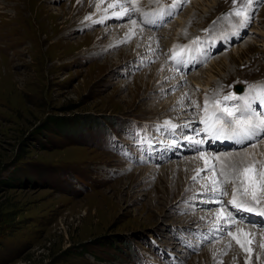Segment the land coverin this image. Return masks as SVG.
Segmentation results:
<instances>
[{
	"label": "rangeland",
	"instance_id": "374dc122",
	"mask_svg": "<svg viewBox=\"0 0 264 264\" xmlns=\"http://www.w3.org/2000/svg\"><path fill=\"white\" fill-rule=\"evenodd\" d=\"M134 3L117 18L127 0H0V264H264V224L227 203L239 188L252 200L254 182L264 205V136L193 142L202 102L237 97L234 84L256 83L241 115L264 113V0H183L156 28L138 16L161 21L168 7ZM208 31L223 46L199 61L188 43L193 66L170 67L167 49ZM250 164L259 178L243 176ZM222 208L231 236L214 231Z\"/></svg>",
	"mask_w": 264,
	"mask_h": 264
},
{
	"label": "snow or ice",
	"instance_id": "6c2138e0",
	"mask_svg": "<svg viewBox=\"0 0 264 264\" xmlns=\"http://www.w3.org/2000/svg\"><path fill=\"white\" fill-rule=\"evenodd\" d=\"M127 2L130 4V7H124L122 9L121 13L116 14L117 18H123V16L127 15L130 16L132 12L139 11V9L136 7L134 0H127ZM254 0H240V3L242 5L250 6ZM237 0H233V4H236ZM234 14L236 16H242L244 19L242 20L241 24H247L251 19V13L248 9V7H242L240 9L234 10ZM131 23L133 25H136V20H131ZM229 99H236L235 96H225L224 100ZM219 104V102H217ZM205 111H207V108L205 107ZM223 113H225L228 117L232 118L230 121H225L221 119L220 116H214L213 122L209 123L207 120L201 121L202 123H205L207 125V130L210 131L215 138L219 139L221 137L229 138V137H236V136H243L249 140H253L259 136H264V114L260 113H249L246 117L241 116L240 119H236V111L233 108L225 107L221 109ZM244 111H247V108H245ZM228 123H231L234 125L233 128H228ZM195 144L200 145L203 143L202 140H195L193 141ZM255 144H250L249 147H254ZM204 154L201 152V156ZM205 164H207V161H205ZM215 165H213V168ZM207 169H204L203 171H206ZM202 171V170H198ZM245 173H248L250 170L245 169ZM225 173L221 172V175H224ZM195 179V177H193ZM250 179V177H249ZM227 181H225L226 183ZM215 184V181L213 182ZM253 191H252V200L254 201V204L246 205L244 201L237 199V193L239 192V189H236L233 192L232 199L227 201L228 204H230L233 208L236 209H243L244 211H258L260 215H264V209H256L255 205H258L261 203V201L257 198L255 194V185L254 182L252 183ZM212 193L213 196H226L228 193L226 190H223L218 187H213L212 189L207 190ZM244 195H247V189L244 190ZM217 203L223 204L224 201L217 200L214 201ZM227 212L226 209H220L219 210V216L218 220L222 221V223H216L214 225V231L220 232L221 234L226 233L227 235H232V227L235 225L236 220L231 212H227V215L225 216L224 213ZM233 239L237 240V243H240V246L243 248L244 244L240 242L238 237L233 236ZM250 251V250H249Z\"/></svg>",
	"mask_w": 264,
	"mask_h": 264
},
{
	"label": "bare ground",
	"instance_id": "6f19581e",
	"mask_svg": "<svg viewBox=\"0 0 264 264\" xmlns=\"http://www.w3.org/2000/svg\"><path fill=\"white\" fill-rule=\"evenodd\" d=\"M163 7H168V6H163ZM170 9H171V6H170ZM152 10H154V9H152ZM151 10V11H152ZM147 11V10H146ZM150 11V12H151ZM155 14H158V12L157 13H155ZM141 16V15H140ZM160 17V14L159 15H156L155 16V18H154V20H153V22L156 20V18L158 19ZM151 19H152V17L151 18H149L148 19V21H151ZM160 21V20H159ZM158 21V22H159ZM230 24H234L235 25V22L234 21H230ZM234 25H232V27L234 26ZM132 31V30H131ZM134 31H135V29H134ZM133 31V32H134ZM242 31H244V29L242 30ZM242 31H240V33L242 32ZM137 33V32H136ZM232 33V35H233V33L234 32H231ZM151 36V35H150ZM223 36V35H222ZM240 35H234V36H232L231 37V39H230V41H229V43L231 42V40L233 39V38H237V37H239ZM225 37V36H224ZM220 38H221V36L219 35V36H217V37H215V39H216V42H215V40L214 41H212V42H208V44L206 45V47L204 48V49H200V51H199V55L201 56V59H204L205 58V56H210L211 55V53H212V51L214 50L213 48H215L216 46H219V40H220ZM228 43V44H229ZM192 45V44H191ZM194 45V44H193ZM188 46H190V45H187V46H184L182 49H181V52H182V57H181V59L183 60L182 61V65H181V67L179 68V67H177V66H171L170 65V67H177L179 70H181L182 71V68L184 67V69L185 68H191L192 66H193V64H192V62H191V60H190V58L189 57H185V51L187 50V48H188ZM205 50H208V52L206 51L205 52ZM203 54V55H202ZM185 72H187V71H185ZM256 84V83H255ZM255 84H253V85H255ZM253 85H251V86H249V87H247L246 89H245V91L244 92H246L247 91V89H251V87L253 86ZM260 91V90H259ZM244 92H243V94H244ZM262 92V91H261ZM242 94V95H243ZM242 95H240V96H242ZM246 95V93L243 95V96H245ZM245 100H246V98H245ZM264 98H261V101H260V103L261 104H263L264 105ZM238 104V111H239V104H240V99H239V102L237 103ZM259 104V103H258ZM260 105V104H259ZM256 107H257V105H256ZM238 111H236V113H237V116L239 117V118H241V113H239ZM263 112H264V110H263ZM260 113V112H259ZM264 114V113H263ZM215 115V114H214ZM214 115H212V117L214 116ZM218 116H220L221 117V119H223V120H225V121H230L231 119L230 118H228V117H224L223 116V113L221 112V111H219L218 110V114H217ZM216 115V116H217ZM207 120V119H206ZM208 121V120H207ZM206 124L205 123H202L201 124V126H200V128L202 129V127L203 126H205ZM208 130H207V127H206V130H205V132H207ZM209 134H212L210 131H208V133L206 134V136H209V139H207V140H209L210 142H212V143H210V145H207L206 144V146H210V148L211 149H218V148H222V149H224L225 148V146H232V147H236V142L238 141V142H240V138L238 137L237 138V136L236 137H229V138H225V137H221V138H219V139H217V138H215L214 137V135L212 134L211 136L209 135ZM247 139V138H246ZM241 141H243V140H241ZM155 146V145H154ZM263 147H264V144H263ZM256 150H258V149H256ZM256 150H251L252 152H255ZM262 152H264V148H262V150L260 151V153H262ZM251 153V152H250ZM250 153H248L247 155H246V157H248V155H250ZM259 153V152H258ZM259 153V154H260ZM244 158V157H243ZM192 164V163H191ZM209 165V164H208ZM228 174V173H227ZM236 209V208H235ZM237 211H239V210H237ZM241 213V212H240ZM240 213H238L239 215H243V214H240ZM251 213H254L255 214V212H251ZM244 214H248L247 212H245ZM251 215V214H250ZM258 215V214H257ZM249 217V216H248ZM252 217V216H251ZM252 219H254V217H252ZM254 220H256V219H254Z\"/></svg>",
	"mask_w": 264,
	"mask_h": 264
}]
</instances>
